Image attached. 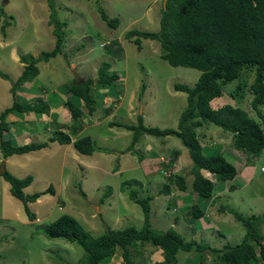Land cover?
<instances>
[{
	"label": "rangeland",
	"instance_id": "obj_1",
	"mask_svg": "<svg viewBox=\"0 0 264 264\" xmlns=\"http://www.w3.org/2000/svg\"><path fill=\"white\" fill-rule=\"evenodd\" d=\"M165 1L52 0L55 16L63 22V40L59 54L47 61L35 62L38 68V74L32 78L36 82L35 88L44 86L57 92L65 101L70 95L67 93L69 85L75 83L73 69L79 78H95L96 68L102 61H106L109 63V73L115 76L114 81L104 87L105 92L103 87L97 89L99 92L91 90L96 103L90 116L86 113L83 102L77 97L71 95L68 98L73 100V104L80 108L84 115L81 121L85 129L82 127L72 138L87 134L99 135L102 138L109 133L108 121L136 124L137 115H141L142 123L146 126L175 127L178 115L186 104V95L184 92L175 91L172 83L192 86L199 71L183 66H171L162 60L156 40L139 38L140 47H137L131 39L124 38V32L129 29L156 31L160 7H163ZM98 7L107 18L117 19L115 27L109 26L100 18ZM48 14L46 0H0V38H3L0 47L1 71L10 74V45L3 41L12 40L20 55L31 54L33 57H38L41 51L53 48L55 36L51 32L52 25L47 24ZM5 19L8 24L1 31ZM1 71L0 74H5ZM252 77L253 71L242 69L237 79L223 85V90L232 91L237 84L242 86L240 103L227 96L225 98L231 104L246 108L250 115L256 118L248 104L250 95L244 89V85L250 83ZM5 78H8L7 75ZM22 83L10 85V91L19 88ZM11 95L13 98L10 97V102H16V96L12 92ZM104 96L116 99L118 96L119 99L115 100L118 112L102 114L101 107L110 104L105 102L106 99L103 103L100 101ZM129 97L134 100L130 108L132 113L127 110ZM259 109L264 114V108ZM67 113L70 124L72 118L68 110ZM100 116L105 117L97 120ZM54 117L56 120V113ZM60 121H65L64 116ZM201 125L205 126H198L195 131L197 137L203 138V141L205 137L202 134L206 132L203 130L207 128L218 129L219 133L228 135V142L224 145L215 139H212L213 143H202L203 153L222 154L236 170L235 176L226 181H218L213 176L204 174L213 183L209 198H199L190 190L191 163L180 140L172 135L162 139L142 134L134 144L136 154H131L124 150V146L130 141L131 131L109 126L111 133L117 134L116 137H108V140L103 139L95 143L103 149L108 148L107 154L97 153L98 151L90 155L81 154L73 148L72 143L60 145L51 142L46 147L47 150L39 152L35 159H27L28 153L8 156L6 171L17 178L27 174L32 176V181L23 188L25 194L44 189L49 184L53 185L54 193H45L28 203L35 215L34 219L29 221L20 201L10 195L9 184L0 175V264H78L84 256L82 248L61 238H46L41 233V227L60 214H69L92 236L100 235L107 227L140 228L143 214L139 205L127 196V191L131 189L138 197L153 195L149 201L148 221L154 229L164 230L174 225L175 230L185 239H194L200 244L206 243L209 247L219 249L223 244L239 242L245 233V227L230 213L221 209L227 207L243 217L260 216L262 220L258 221L256 227L258 232L264 235V170H260V167H264V146L257 153L235 149L232 142H229L228 131L209 122ZM55 128L54 126L53 130L40 134H45L44 138H47L46 136L57 130ZM124 132H128V136H123ZM174 149L181 153L179 160V154L172 159L171 152ZM121 150L125 157L127 154L133 156L122 159ZM117 153H121V156ZM138 156L143 159H138ZM117 167L118 171H114ZM166 172L184 177L187 187L185 194L181 195L182 204L175 201L178 197L176 194L180 191L173 183H170L171 194L159 192L163 183L169 179L166 178ZM130 179H137L140 183L130 185L129 182L121 191V182ZM229 186L232 188L228 189ZM107 188L109 193L102 203H99V198ZM193 204L198 205L203 212L201 218L192 219L190 209ZM128 250L134 264H151L162 257L161 251L149 243L141 247H129ZM215 254L209 249L200 254L194 250L178 251L174 264H196L201 258H205L204 264H212L211 259ZM101 264L123 262L119 253H116L103 259Z\"/></svg>",
	"mask_w": 264,
	"mask_h": 264
},
{
	"label": "trees",
	"instance_id": "obj_2",
	"mask_svg": "<svg viewBox=\"0 0 264 264\" xmlns=\"http://www.w3.org/2000/svg\"><path fill=\"white\" fill-rule=\"evenodd\" d=\"M46 2L49 8L47 24L52 25L51 32L55 36L54 46L49 51H41L38 57L30 54L20 56L19 61L23 63V69L11 85L14 83L18 85L20 82L32 79L38 73L35 62L47 61L50 57L59 54L61 50L63 22L55 16L52 0H46ZM97 9L102 20L109 26H116V18H107L100 7ZM6 24L8 21L5 19L1 25V31ZM124 38L131 39L137 47H140L139 38L156 40L160 47L159 57L162 60L171 66L194 68L199 71V74L192 86L172 83L175 91L184 92L186 95V104L178 115L175 127L146 126L142 123L141 115H137L136 124L110 121L108 125L120 126L131 131L130 141L124 148L125 152L131 154H136L134 144L142 134L162 139L169 135L178 138L186 149L191 163L190 190L199 198H209L212 194L213 183L211 179L204 177L202 172H209L215 180L226 181L235 176L236 170L233 164L220 153H203V146L195 131L196 127L209 122L228 131L235 149L257 153L264 146V114L259 109V107L264 108V0H166L163 7H160L156 31L129 29L124 32ZM108 69L109 63L102 61L96 68L95 79L86 78L81 83H71L67 89V93L70 94L67 97L73 95L80 99L87 114H91L95 109L96 102L90 93L92 87L104 88L115 79L114 74L109 73ZM242 69L253 71L252 80L244 85V89L251 96L249 105L256 118L250 115L249 110L241 105L231 104L229 100L216 108L210 106V101L222 94L238 103L241 102L242 86L237 84L232 91L224 92L223 85L237 79ZM0 76L5 78L4 74ZM90 84L94 86L90 87ZM68 98L63 104L72 118L71 123L61 125L63 129L54 130L42 141L12 145L10 140L3 137L1 133L7 125L4 116L13 109L20 110L21 106L13 101L11 106L1 111V156L5 158L11 154L39 150L50 142L72 143L77 152L86 155L94 151L108 152L109 150L97 146L89 135L72 138V135L78 132L82 125L83 113ZM106 98L109 99L107 103L110 102V104L101 107L102 114L110 112L114 101L111 96ZM178 154L179 150L174 149L171 152L172 159ZM137 158L143 157L138 156ZM0 175L9 184L10 195L20 201L29 221L33 220L35 215L28 207V203L45 193H54L53 185L49 184L44 189L25 194L23 188L32 181V176L29 174L17 178L5 170ZM167 177L169 179L163 183L160 193H170V183H173L178 190L186 189V182L182 175L171 173ZM129 182H131L130 185L140 183L137 179L125 180L121 182V191L124 190L123 186ZM231 188V186L228 187V189ZM109 191L107 188L102 193L99 203H102ZM127 196L141 209L143 223L140 228L107 227L100 235L92 236L73 216L60 214L51 222L43 225L40 229L41 233L46 238H61L80 246L84 251V256L78 264H100L103 259L109 258L116 251L120 252L123 264H134L128 248L141 247L146 243L160 249L162 254L160 261H153L151 264H174L178 251L194 250L200 254L205 249L216 253L211 259L212 264H264V235L258 232L256 227L261 219L260 216L243 217L230 208L221 207L245 227V233L239 242L223 244L217 249L209 247L206 243L200 244L194 239H185L175 230L174 225L164 230L152 228L148 217L149 201L153 195L146 194L144 197H138L131 189L127 191ZM60 203L62 205V201ZM190 214L194 220L201 218L203 212L198 205L193 204ZM204 260L205 258H201L196 264H204Z\"/></svg>",
	"mask_w": 264,
	"mask_h": 264
},
{
	"label": "crops",
	"instance_id": "obj_3",
	"mask_svg": "<svg viewBox=\"0 0 264 264\" xmlns=\"http://www.w3.org/2000/svg\"><path fill=\"white\" fill-rule=\"evenodd\" d=\"M152 1L156 2L157 0H152ZM1 36L4 37V35H1ZM2 39L0 38V47H2ZM3 42L5 44L10 45L9 52H8V60L10 61L8 67H9L10 74L5 73V72L0 70L1 72L5 73L8 77V78H3L0 76V112L4 108L9 107L12 103V102H10V97L11 98H13V97L11 95V91L9 90V87L11 85V82H14L16 80V78L20 75L21 70L23 69L22 68L23 64L19 61V57L24 54V53H21V55H20V53H18V51H17L18 47L16 44H14V42L12 40L3 41ZM5 66H7V65H5ZM81 78L83 79L84 77H81ZM92 79H94V78H92ZM35 84H36L35 80L30 79L29 81H24L22 83V86L19 85L18 86L19 88H15L13 91L14 96H16V100L18 102L19 101L21 102L19 104L21 106V109L20 110L13 109L11 111H8L5 114L4 121L6 122L7 125H6V129L2 130V132H1L3 137L10 140L12 145H16V144L18 145V144H23V143H28V142H36V141L45 140L46 139V138H44L45 134H40V132L43 133V132H46L47 130H50V129L53 130L54 126L57 129H63L61 127V125H63V124L67 125L69 123V121H68L69 116L67 113V108H65V106L63 104L64 103L63 98L57 92H54L53 90L45 88L44 86H39V87L35 88ZM125 88H126V86H125ZM92 89L97 90L99 88L93 87ZM103 92H105V88H103ZM249 98H251V96H249ZM104 99L107 100L105 102L109 101V99H107L106 96L103 97V99H100V101L103 103ZM79 101L81 102L80 99H79ZM133 101L134 100L131 99V97H129V99L127 100V102H128V105H127L128 109L127 110L130 111V113H132L130 108H132L131 103ZM72 102H73V100H72ZM210 102H211L210 106L212 108H216V107L222 105L223 102L224 103L227 102V100L225 98V95L222 94L220 97L214 98ZM248 104H249V102H248ZM116 107H117V105L116 106L114 105L111 108L108 115L112 114L114 111H117ZM55 113H56V120L54 119ZM91 114H88V115L90 116ZM63 116H64L65 121L62 122V121H60V118H63ZM83 116L84 115H82V118H83ZM101 117L104 118L105 116H100V118H96V119L101 120L102 119ZM108 122H110V121H108ZM108 122H107V131L109 133L105 134L104 137L100 138L99 135L96 136L93 134H87V135H89L91 137V139L93 141H95V143H96V141L101 142V141H103V139L108 140V137H112V138L116 137L117 134L111 133V127L116 126V125H112L111 127H109ZM119 122H121V121H119ZM123 123H125V122H123ZM94 124H96V123H94ZM51 126H53V128ZM201 126H205V125H201ZM82 127H84V129H85L84 123H82V126L80 127V129L78 131H80L82 129ZM118 127H120V126H118ZM123 129H125V128H123ZM217 130L218 129H211V128L204 129L203 131H206L205 133L202 134V136L205 137L204 141H203V138H198L201 145L204 142L213 143L212 139H215L218 143H221L223 145L226 142H228L227 138H226V136H228V135H223L222 133H219V131H217ZM123 136H125V137L128 136V132H124ZM230 141H231V137H230L229 142ZM60 145H67V144H60ZM46 147L41 148L39 150L26 152V153H28V154H26L27 159H31V158L35 159L39 152H45L47 150ZM107 150H108V148H107ZM121 151H122L121 153L123 154V156H122L123 158L121 157L122 159H124L126 157L129 158V157L133 156V155L131 156V155L127 154L125 157L123 150H121ZM97 153H103V152L98 151ZM107 153L108 152H106V154ZM121 153H117V154L119 156H121ZM30 154H35L36 156L32 157V156H30ZM180 155H181V153L179 151V156H177L178 160L180 159ZM8 158H9L8 156L3 158L0 154V161H3L4 168H5L6 160H8ZM154 158H156V157H154ZM141 159H143V158H141ZM117 169H118V167L114 171H118ZM202 174L203 175L209 174V176L212 177V175L210 173L205 172V171H203ZM178 191H180V193L176 194V196H178V197H176L175 201H177L179 204H182L183 202H182L181 195L185 194V191L184 190H178ZM171 193L172 192L170 191V194ZM158 250H160V249H158ZM161 259H162V257H161ZM149 260H151V259H149ZM154 261H159V260H154Z\"/></svg>",
	"mask_w": 264,
	"mask_h": 264
},
{
	"label": "water",
	"instance_id": "obj_4",
	"mask_svg": "<svg viewBox=\"0 0 264 264\" xmlns=\"http://www.w3.org/2000/svg\"><path fill=\"white\" fill-rule=\"evenodd\" d=\"M164 3V1H163ZM73 74H74V82L75 83H80L82 82V80L75 74V70L73 69ZM5 169H4V163L3 161H0V174L4 173Z\"/></svg>",
	"mask_w": 264,
	"mask_h": 264
},
{
	"label": "clouds",
	"instance_id": "obj_5",
	"mask_svg": "<svg viewBox=\"0 0 264 264\" xmlns=\"http://www.w3.org/2000/svg\"><path fill=\"white\" fill-rule=\"evenodd\" d=\"M30 55H31V54H30ZM80 79H81L82 81L84 80V79H82V78H80ZM94 79H95V78H94ZM80 83H81V82H80ZM112 99L114 100V101L112 102V104H113V106H114L115 103H116L115 100H118L119 98L117 97V99H116V98H113V97H112ZM11 104H12V103H11ZM10 106H11V105H10ZM4 109H5V108H4ZM4 109H3V110H4ZM3 110H2V111H3ZM260 168H261V167H260ZM4 169H5V168H4ZM208 173H209V172H208ZM169 174H171V173H169ZM202 175H203V174H202ZM203 176H204V175H203ZM204 177H205V176H204ZM206 178L210 179L209 177H206ZM116 253H119V255H120V252H119V251H116L113 255H115ZM113 255H112V256H113ZM112 256H110V257H112ZM120 257H121V256H120ZM121 260H122V259H121ZM159 261H160V260H159ZM122 262H123V261H122ZM100 264H101V263H100Z\"/></svg>",
	"mask_w": 264,
	"mask_h": 264
},
{
	"label": "built area",
	"instance_id": "obj_6",
	"mask_svg": "<svg viewBox=\"0 0 264 264\" xmlns=\"http://www.w3.org/2000/svg\"><path fill=\"white\" fill-rule=\"evenodd\" d=\"M260 170H264V167H261ZM165 175L168 176L169 173L166 172Z\"/></svg>",
	"mask_w": 264,
	"mask_h": 264
}]
</instances>
